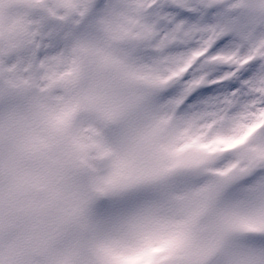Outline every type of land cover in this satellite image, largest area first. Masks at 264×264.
<instances>
[{
	"label": "rangeland",
	"instance_id": "1",
	"mask_svg": "<svg viewBox=\"0 0 264 264\" xmlns=\"http://www.w3.org/2000/svg\"><path fill=\"white\" fill-rule=\"evenodd\" d=\"M205 2L188 47L157 0H0V262L264 264V74L181 109L264 63V0ZM238 23L248 47L207 56ZM197 61L233 71L167 95Z\"/></svg>",
	"mask_w": 264,
	"mask_h": 264
},
{
	"label": "snow or ice",
	"instance_id": "2",
	"mask_svg": "<svg viewBox=\"0 0 264 264\" xmlns=\"http://www.w3.org/2000/svg\"><path fill=\"white\" fill-rule=\"evenodd\" d=\"M150 11L152 12V19L156 21L162 32L179 28L180 31L192 35L193 39L188 43V47L198 45L201 41L208 38V26L222 22L219 7L209 6L205 0H182V2H179V0H157V4ZM242 32L243 29L239 27L238 23L233 30L217 36L214 42L211 43L206 55L213 56L218 53H228L237 47H240L241 51H243L248 47V43L242 38L240 34ZM196 36H199V41L195 39ZM231 71H233V68L228 66L202 65L201 61H197L189 72L169 90L167 95H176L180 92L185 81L198 77L202 72H209L206 78L212 80L225 72ZM259 74H264V63L259 60L249 62L230 79L193 90L184 99L181 109L196 106L206 98L214 97L218 94H227L233 90L243 92L242 82ZM257 242L264 244V238Z\"/></svg>",
	"mask_w": 264,
	"mask_h": 264
},
{
	"label": "water",
	"instance_id": "3",
	"mask_svg": "<svg viewBox=\"0 0 264 264\" xmlns=\"http://www.w3.org/2000/svg\"><path fill=\"white\" fill-rule=\"evenodd\" d=\"M147 35V34H146ZM146 35H142L141 37H143V36H145L144 38H145V40H147L148 39V37H146ZM148 36V35H147Z\"/></svg>",
	"mask_w": 264,
	"mask_h": 264
}]
</instances>
